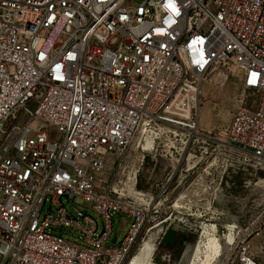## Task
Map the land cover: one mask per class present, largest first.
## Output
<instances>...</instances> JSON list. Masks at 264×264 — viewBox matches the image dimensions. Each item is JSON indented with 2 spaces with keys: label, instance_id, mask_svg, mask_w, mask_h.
<instances>
[{
  "label": "built area",
  "instance_id": "obj_1",
  "mask_svg": "<svg viewBox=\"0 0 264 264\" xmlns=\"http://www.w3.org/2000/svg\"><path fill=\"white\" fill-rule=\"evenodd\" d=\"M234 61L256 98L217 135L264 159V0H0V264H124L161 220L144 191H99L109 156L198 133L203 81Z\"/></svg>",
  "mask_w": 264,
  "mask_h": 264
},
{
  "label": "rangeland",
  "instance_id": "obj_2",
  "mask_svg": "<svg viewBox=\"0 0 264 264\" xmlns=\"http://www.w3.org/2000/svg\"><path fill=\"white\" fill-rule=\"evenodd\" d=\"M255 98L244 86V70L238 63L221 64L203 81L197 106L198 133L165 125L161 133L156 130L152 149L145 148L151 132L144 131L126 156H109L97 180L99 191L106 192L114 183L119 190L126 186L144 191L153 196L154 214L161 220L148 234L143 233L140 246L124 264H131L146 242L157 248L155 262L190 264L193 247L204 239V224H216L220 234H226L234 216L240 224L239 233L224 264H237L244 247L264 263V159L217 135L219 129L232 123L241 106ZM31 107L35 108L36 102ZM66 204L76 215L75 206L79 205ZM92 215L101 233L103 219L95 212ZM114 217V236L120 233L122 240L128 224L119 214ZM169 225L177 229L178 242L172 246L160 242ZM65 236L80 243L86 239L75 228H68Z\"/></svg>",
  "mask_w": 264,
  "mask_h": 264
},
{
  "label": "bare ground",
  "instance_id": "obj_3",
  "mask_svg": "<svg viewBox=\"0 0 264 264\" xmlns=\"http://www.w3.org/2000/svg\"><path fill=\"white\" fill-rule=\"evenodd\" d=\"M154 143L155 133H150L146 138L145 148L152 149V146L155 145ZM231 222L228 224L229 232L226 234H220L219 227L216 224H204V239H201L193 247L190 253V259H192L190 264H224L239 233L240 224L238 218L234 216ZM156 249L152 244L146 242L131 261V264H162L154 261Z\"/></svg>",
  "mask_w": 264,
  "mask_h": 264
},
{
  "label": "water",
  "instance_id": "obj_4",
  "mask_svg": "<svg viewBox=\"0 0 264 264\" xmlns=\"http://www.w3.org/2000/svg\"><path fill=\"white\" fill-rule=\"evenodd\" d=\"M177 242V229L171 225L163 236L161 243H167L169 246H172Z\"/></svg>",
  "mask_w": 264,
  "mask_h": 264
}]
</instances>
